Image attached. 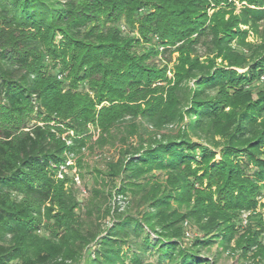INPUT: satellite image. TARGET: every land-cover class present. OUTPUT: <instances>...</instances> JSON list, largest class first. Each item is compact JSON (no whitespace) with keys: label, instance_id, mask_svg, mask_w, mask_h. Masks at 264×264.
<instances>
[{"label":"trees","instance_id":"16d2710c","mask_svg":"<svg viewBox=\"0 0 264 264\" xmlns=\"http://www.w3.org/2000/svg\"><path fill=\"white\" fill-rule=\"evenodd\" d=\"M261 23L264 0H0V264H264ZM116 137L80 201L56 176Z\"/></svg>","mask_w":264,"mask_h":264},{"label":"rangeland","instance_id":"374dc122","mask_svg":"<svg viewBox=\"0 0 264 264\" xmlns=\"http://www.w3.org/2000/svg\"><path fill=\"white\" fill-rule=\"evenodd\" d=\"M243 4L237 2L238 9ZM213 9H209L208 13L209 15L212 14ZM124 31L131 33V34H137V31L131 32L129 28L125 24H122L121 27ZM247 28V27H244ZM263 30V23L259 25V32H255L251 29H249V35L247 37V41L254 43L255 45H260L264 42V37H262V31ZM163 47H160L159 49L162 50ZM177 53L173 54V60L175 62ZM155 62L161 63L162 60L160 58H155ZM217 62H222L221 58L217 59ZM226 64V62H224ZM239 72H244L246 69L236 68L233 67ZM167 75L169 78L174 77L173 72V65L169 64V68L167 70ZM257 85L262 86L264 85V73L261 75L260 79L256 82ZM170 131V129H164V132ZM98 137V134L94 136V139ZM129 143L137 145L138 138L137 137H130ZM126 145H124L118 137L114 139L113 144H107L103 147L95 146L94 149H86L83 156H82V166L80 167L77 165L75 160H73V157L69 159L67 164H74L73 168L66 169L62 174H59L56 176L57 179H63L66 174H69V176L72 177V179L75 181L73 188L75 189V192L79 198L80 201L85 202L87 198L91 196L90 189L97 187L103 189L106 193L108 192L110 188V184L106 181L103 182L99 177L96 175V171L103 170L105 168L106 161L116 159L120 148H124ZM72 160V161H71ZM159 179L163 180L165 175L162 172L156 173ZM98 180V182H97ZM66 187H69V183L66 184ZM115 200V201H114ZM129 198L124 196H116V198L108 197L107 200H103L101 203V208L104 210L106 208V205L109 202H114L120 206L121 210L126 209L129 206L128 203ZM260 206L258 207L264 216V197L259 198ZM103 225H107L108 223H111L109 218L104 219L101 221ZM242 223L245 225L247 223V213H244L242 216ZM186 227V234H185V240L187 242H191V240L199 235V232L197 231L195 225L192 224L190 221L185 222ZM218 250V245L215 244L212 247V251L208 254L210 258L216 257ZM218 257V264H241L239 257L237 255H230L228 253H223L221 256Z\"/></svg>","mask_w":264,"mask_h":264}]
</instances>
